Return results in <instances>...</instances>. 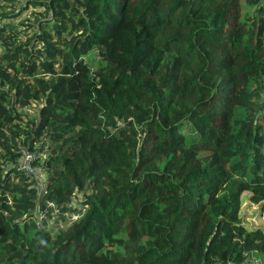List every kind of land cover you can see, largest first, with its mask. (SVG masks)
I'll return each instance as SVG.
<instances>
[{"label":"trees","instance_id":"1","mask_svg":"<svg viewBox=\"0 0 264 264\" xmlns=\"http://www.w3.org/2000/svg\"><path fill=\"white\" fill-rule=\"evenodd\" d=\"M251 255L264 0H0V264Z\"/></svg>","mask_w":264,"mask_h":264},{"label":"rangeland","instance_id":"2","mask_svg":"<svg viewBox=\"0 0 264 264\" xmlns=\"http://www.w3.org/2000/svg\"><path fill=\"white\" fill-rule=\"evenodd\" d=\"M31 11H32L31 8L27 9V11H25L24 13L21 14V18L28 17L29 13ZM86 58H95L96 59V57L93 54L88 55ZM25 111L27 112V114L30 118H32V117L34 118V111H32V110L31 111L25 110ZM32 156L34 159L36 158V154L34 152H33ZM40 158H42V155H40ZM33 170H35L36 172L40 171L37 167H34ZM39 177L41 178V180L43 179V175L39 174ZM80 196H81V194H78L77 198L80 199ZM246 198H247V193L243 192L240 195L241 208H240L239 213H238V219L242 222L245 221L248 223L259 224L261 221L258 219V217H256L257 207L256 206H253V207L248 206V202L246 201ZM243 214H246V215L243 217ZM53 225H54V220H51L50 224L48 226L50 227ZM246 264H264V256L251 255L249 257V259L247 260Z\"/></svg>","mask_w":264,"mask_h":264},{"label":"built area","instance_id":"3","mask_svg":"<svg viewBox=\"0 0 264 264\" xmlns=\"http://www.w3.org/2000/svg\"><path fill=\"white\" fill-rule=\"evenodd\" d=\"M30 158V155L29 154H25L24 157H23V160L24 162H27Z\"/></svg>","mask_w":264,"mask_h":264}]
</instances>
